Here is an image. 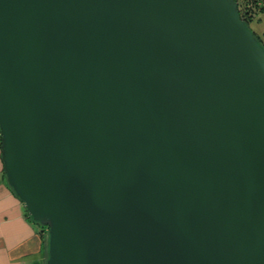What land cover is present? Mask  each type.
Returning <instances> with one entry per match:
<instances>
[{
	"label": "water",
	"instance_id": "obj_1",
	"mask_svg": "<svg viewBox=\"0 0 264 264\" xmlns=\"http://www.w3.org/2000/svg\"><path fill=\"white\" fill-rule=\"evenodd\" d=\"M0 136L45 264H264V45L237 0H0Z\"/></svg>",
	"mask_w": 264,
	"mask_h": 264
},
{
	"label": "crops",
	"instance_id": "obj_2",
	"mask_svg": "<svg viewBox=\"0 0 264 264\" xmlns=\"http://www.w3.org/2000/svg\"><path fill=\"white\" fill-rule=\"evenodd\" d=\"M255 22L254 30L264 34V8ZM41 226L9 185L0 147V264H45L47 242Z\"/></svg>",
	"mask_w": 264,
	"mask_h": 264
},
{
	"label": "trees",
	"instance_id": "obj_3",
	"mask_svg": "<svg viewBox=\"0 0 264 264\" xmlns=\"http://www.w3.org/2000/svg\"><path fill=\"white\" fill-rule=\"evenodd\" d=\"M237 1H238V4H239V11H240L241 17L247 22V24L250 26V28H252L251 27V23H252V17H253V14H254V12L252 10L260 2L261 11H262L263 8H264V0H252V1L249 0L250 2L248 0H237ZM253 31H254V34L256 35V37L258 38V40L261 43H263V36L261 34H259L256 30L253 29ZM41 228H42V234L44 235V237L46 239V242H47L48 241V229H47V226L42 225Z\"/></svg>",
	"mask_w": 264,
	"mask_h": 264
},
{
	"label": "rangeland",
	"instance_id": "obj_4",
	"mask_svg": "<svg viewBox=\"0 0 264 264\" xmlns=\"http://www.w3.org/2000/svg\"><path fill=\"white\" fill-rule=\"evenodd\" d=\"M249 1V0H248ZM252 1V0H251ZM250 2V1H249ZM251 4V3H250ZM253 5V4H252ZM253 12H254V14H253V17H252V24H251V27L253 28V29H255V27H254V25L256 24V22L255 21H257V16L261 13V5H260V2L258 3V5L257 6H255L254 8H253V10H252ZM259 34H260V32L259 31H257ZM262 36H263V38H264V34H261Z\"/></svg>",
	"mask_w": 264,
	"mask_h": 264
},
{
	"label": "built area",
	"instance_id": "obj_5",
	"mask_svg": "<svg viewBox=\"0 0 264 264\" xmlns=\"http://www.w3.org/2000/svg\"><path fill=\"white\" fill-rule=\"evenodd\" d=\"M262 44L264 45V38H263V43Z\"/></svg>",
	"mask_w": 264,
	"mask_h": 264
}]
</instances>
